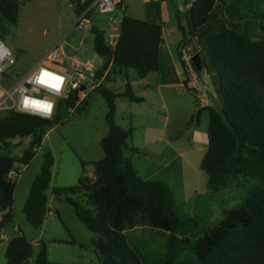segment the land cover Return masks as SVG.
<instances>
[{
    "label": "trees",
    "instance_id": "trees-1",
    "mask_svg": "<svg viewBox=\"0 0 264 264\" xmlns=\"http://www.w3.org/2000/svg\"><path fill=\"white\" fill-rule=\"evenodd\" d=\"M91 1L86 0V4ZM226 1L192 0L184 13H176L181 36L177 58L184 69L179 49L189 46L192 55L199 54L201 69L209 75L219 104L201 109L208 113L207 148L200 166L207 176L206 192L194 194L189 202L214 195L236 178L251 180L254 185L242 204L224 210L214 222L182 215L164 182L142 179L123 157L124 149L138 150L128 145L132 129L124 130L115 123L114 100L123 97L141 103L143 99L132 93L129 83L117 93L101 84L94 92L107 105L108 132L99 142L103 158L91 163L92 175L81 174L76 186L52 190L55 198H64L73 207L85 229L97 235L94 247L100 264H264V37L255 40L217 18L213 14L215 3ZM69 2L75 13L84 8L79 0ZM18 13L19 0H0L1 21L15 25ZM257 16L264 19V13ZM90 32L92 50L103 59L96 78L107 70L132 69L139 79L158 71L160 24L122 14L114 46L109 45L103 31L91 28ZM190 64L197 73L192 61ZM63 106L72 108L74 103H60L50 120L13 111L0 116V209L5 210L0 230L13 218V196L22 169L33 160L46 132L61 120ZM24 137L30 142L20 156L1 154ZM52 165L48 150L22 208L26 221L35 229L41 228L47 215L45 191ZM86 165L81 162L82 169ZM14 166L19 176L10 180L7 175ZM73 196L85 197L92 208H83ZM137 228L154 231V238L131 236ZM4 256L5 264H30L32 245L19 228L7 243ZM34 263L49 264L44 245Z\"/></svg>",
    "mask_w": 264,
    "mask_h": 264
},
{
    "label": "rangeland",
    "instance_id": "rangeland-1",
    "mask_svg": "<svg viewBox=\"0 0 264 264\" xmlns=\"http://www.w3.org/2000/svg\"><path fill=\"white\" fill-rule=\"evenodd\" d=\"M190 1L123 0L125 15L161 25L167 50L175 64V72L163 74L162 79L172 85L158 86L161 78L158 72L149 73L142 80L134 70L128 69L127 74L108 73L102 86L117 93L129 83L132 93L143 99L141 103H133L123 97L114 100L115 123L124 130L132 129L128 145L138 150L133 153L124 149L123 157L131 162L138 176L144 180L164 182L182 215H195L214 222L222 217L224 210L242 204L254 182L236 178L214 195L202 197L197 203L189 202L194 194L206 192L207 176L200 166L207 148L208 113L201 110L203 107L200 105L205 104L206 99L210 100V106H219L205 69L194 73L190 64L185 65L192 72V76H188L175 57V49L181 39L176 13H184ZM261 1L264 5V0ZM70 5L69 0H19L17 23L9 25L0 20V41L8 45L15 58V64L8 71L9 78L28 72L57 42L64 56L61 64L56 66L69 68L79 63L84 70L90 64L94 69L101 65V59L92 50L90 30L102 29L107 41H114L122 13L119 9L111 14L93 12L89 15V29L81 30L72 28L76 15ZM258 5L253 6L257 9ZM110 17H114V21ZM113 27L116 31H112L109 38ZM208 61L206 57L205 62ZM62 109L61 120L46 132L33 160L22 169L17 179L13 218L4 230L8 235H12L14 229L21 230L32 245L30 264H35V256L43 245L49 264H100L94 247L97 235L88 232L76 218L73 207L64 198H55L52 190L76 186L81 174L92 175L91 163L103 158L99 142L108 132L105 122L107 105L99 93L92 92L71 110L65 106ZM2 114L0 112V116ZM29 142V137L21 138L1 154L18 157ZM48 150L52 154L53 165L51 181L45 191L47 215L41 228L35 229L26 221L22 208L43 162V154ZM81 162L87 164L83 169ZM72 199L85 209L92 208L85 197L73 196ZM129 234L138 239H148L155 232L137 228ZM6 246L7 242L0 245V264L6 262Z\"/></svg>",
    "mask_w": 264,
    "mask_h": 264
},
{
    "label": "built area",
    "instance_id": "built-area-1",
    "mask_svg": "<svg viewBox=\"0 0 264 264\" xmlns=\"http://www.w3.org/2000/svg\"><path fill=\"white\" fill-rule=\"evenodd\" d=\"M78 3L84 8L76 13L72 28L88 30L91 13L111 14L118 9L120 0H92L88 4L86 0H79ZM189 6L190 4L187 8ZM108 43L114 46L116 42L110 40ZM59 48L60 45L57 42L42 54L32 69L11 79L8 71L15 64V58L0 41V112L13 111L50 120L56 114L60 103L70 100L76 105L102 84L106 71L101 78H96V70L78 69L72 74H66L58 69L56 65L60 63L62 57ZM179 52L181 60L188 66L192 53L188 48H180ZM45 72L49 75H44ZM191 73L190 70V76H192ZM54 76L61 77L62 80L57 81L53 78ZM53 83L58 84L59 87H53ZM45 106L50 107L46 110ZM18 173L19 171H16V166H14L8 172L7 177L14 180L19 176ZM16 231L8 235L4 229H1L0 244L8 243L16 235Z\"/></svg>",
    "mask_w": 264,
    "mask_h": 264
},
{
    "label": "crops",
    "instance_id": "crops-1",
    "mask_svg": "<svg viewBox=\"0 0 264 264\" xmlns=\"http://www.w3.org/2000/svg\"><path fill=\"white\" fill-rule=\"evenodd\" d=\"M191 1L187 4V6L191 3ZM256 3L259 4L257 6V9L254 8V6H253ZM261 3H262L261 0H227L225 3L216 2L214 10H213V14L217 18L221 19L225 25H227L229 27H234V28L248 34L251 38L257 40V39L264 37V19L257 16L258 14L264 13V5ZM70 6L73 8V10L75 9L74 5L71 4ZM118 9L122 14H124L125 6L123 4V0H120V5H119ZM75 15H76V13H75ZM109 19L111 21H114V17H110ZM119 23H120V21H119ZM89 24H90V20H89ZM97 29H99V28H97ZM112 29L113 30H111L109 32V35H108L109 38L112 36L111 32L116 31L115 30L116 28L113 27ZM99 30L103 31L102 29H99ZM118 32H119V24H118V31H116V34H115L116 39L114 40V42L117 41ZM92 38H93V36H92ZM4 45L9 49L8 45H6V44H4ZM177 48H178V45L175 49V57L176 58H177V55H176ZM188 48H189V46H188ZM59 51L63 57L64 53L61 50V48H59ZM100 59H101V65H102L103 59L102 58H100ZM177 60H178V58H177ZM37 62H38V60L34 63L32 68L37 64ZM61 62H62V60L60 59L59 64H61ZM101 65L98 68L94 69L92 67V65L90 64L88 66H85L83 69L98 70L101 67ZM56 67L66 74H72L75 70H78V69L81 70L82 65L79 63H76L75 65H71V67H69V68H61L59 66H56ZM157 72L160 73V75H161L158 86L163 87V86L172 85L166 79L165 80L162 79L163 74L175 72V64L173 63L170 51L167 50L166 40H165L163 34L161 37V46H160V53H159V68H158ZM184 72H185V74L187 73L188 76H190V69H187L185 67ZM107 73H108V70L106 71V74ZM117 73L127 74V71L126 72L125 71L117 72ZM205 74H206V77H208V79H209V75L207 74L206 71H205ZM147 76L145 78H143L142 80H145L147 78ZM188 76H187V78H188ZM197 92H199V91L197 90ZM215 97H216V94H215ZM216 99H217V97H216ZM209 102H210V100L204 99L205 104H201L200 107L210 106ZM16 230L17 229H14L13 232Z\"/></svg>",
    "mask_w": 264,
    "mask_h": 264
},
{
    "label": "water",
    "instance_id": "water-1",
    "mask_svg": "<svg viewBox=\"0 0 264 264\" xmlns=\"http://www.w3.org/2000/svg\"><path fill=\"white\" fill-rule=\"evenodd\" d=\"M191 61H192L193 66L195 67L196 71L201 70L200 58H199L198 53H195L192 55ZM4 212H5V210L0 209V218L3 216Z\"/></svg>",
    "mask_w": 264,
    "mask_h": 264
},
{
    "label": "snow or ice",
    "instance_id": "snow-or-ice-1",
    "mask_svg": "<svg viewBox=\"0 0 264 264\" xmlns=\"http://www.w3.org/2000/svg\"><path fill=\"white\" fill-rule=\"evenodd\" d=\"M44 75H49V73L45 72ZM55 80L59 81V80H62L61 77H58V76H54L53 77ZM50 106H45V109L47 110Z\"/></svg>",
    "mask_w": 264,
    "mask_h": 264
},
{
    "label": "clouds",
    "instance_id": "clouds-1",
    "mask_svg": "<svg viewBox=\"0 0 264 264\" xmlns=\"http://www.w3.org/2000/svg\"><path fill=\"white\" fill-rule=\"evenodd\" d=\"M52 86H53V87H59V85L56 84V83H53Z\"/></svg>",
    "mask_w": 264,
    "mask_h": 264
}]
</instances>
